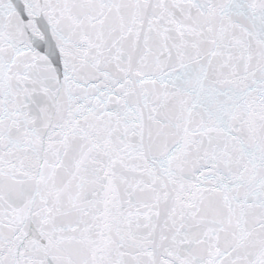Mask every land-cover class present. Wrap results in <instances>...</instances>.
Segmentation results:
<instances>
[{
    "label": "snow or ice",
    "instance_id": "6c2138e0",
    "mask_svg": "<svg viewBox=\"0 0 264 264\" xmlns=\"http://www.w3.org/2000/svg\"><path fill=\"white\" fill-rule=\"evenodd\" d=\"M0 264H264V0H0Z\"/></svg>",
    "mask_w": 264,
    "mask_h": 264
}]
</instances>
